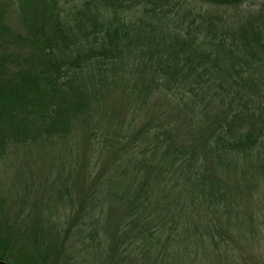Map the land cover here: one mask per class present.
Returning a JSON list of instances; mask_svg holds the SVG:
<instances>
[{
    "label": "trees",
    "instance_id": "1",
    "mask_svg": "<svg viewBox=\"0 0 264 264\" xmlns=\"http://www.w3.org/2000/svg\"><path fill=\"white\" fill-rule=\"evenodd\" d=\"M43 1L0 22V261L263 264L262 0Z\"/></svg>",
    "mask_w": 264,
    "mask_h": 264
},
{
    "label": "rangeland",
    "instance_id": "2",
    "mask_svg": "<svg viewBox=\"0 0 264 264\" xmlns=\"http://www.w3.org/2000/svg\"><path fill=\"white\" fill-rule=\"evenodd\" d=\"M261 3L264 4V0L251 3L246 7L257 9ZM44 5H47V11L49 12V3L47 1L44 2L43 0H0V22L2 25L7 27V32L4 37L11 41H13V39H17L18 37L23 39L28 37L27 26L33 22L35 15H39V12ZM13 49L15 51L21 49V52H23L25 48L23 46L20 47L19 45H13ZM15 167L18 168L19 165H16ZM48 168L49 165H45L43 161L38 160L36 165H33V170L31 171H33L36 176H39L47 172ZM7 179L8 177L4 176L1 181L4 183ZM240 184L242 187H246L248 185L245 182H240ZM259 190L260 191L258 193L245 197L244 207H247V213L255 214V217L259 222H261L264 221V189L260 188ZM260 252L262 258L259 260H263L264 243Z\"/></svg>",
    "mask_w": 264,
    "mask_h": 264
},
{
    "label": "water",
    "instance_id": "3",
    "mask_svg": "<svg viewBox=\"0 0 264 264\" xmlns=\"http://www.w3.org/2000/svg\"><path fill=\"white\" fill-rule=\"evenodd\" d=\"M0 264H7V263H5V262H3V261H0Z\"/></svg>",
    "mask_w": 264,
    "mask_h": 264
}]
</instances>
